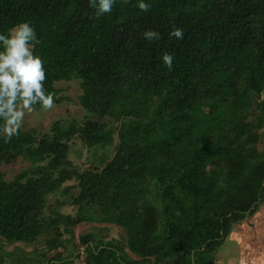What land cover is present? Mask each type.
I'll return each mask as SVG.
<instances>
[{"label": "trees", "instance_id": "obj_1", "mask_svg": "<svg viewBox=\"0 0 264 264\" xmlns=\"http://www.w3.org/2000/svg\"><path fill=\"white\" fill-rule=\"evenodd\" d=\"M138 2L115 0L97 19L89 0H0V34L28 22L41 41L46 94L64 102L56 83L78 79L86 111L0 137V264H219L237 231L256 243L264 0H144L147 12ZM84 146L82 167L71 154ZM84 220L95 224L77 233Z\"/></svg>", "mask_w": 264, "mask_h": 264}, {"label": "clouds", "instance_id": "obj_2", "mask_svg": "<svg viewBox=\"0 0 264 264\" xmlns=\"http://www.w3.org/2000/svg\"><path fill=\"white\" fill-rule=\"evenodd\" d=\"M127 4L128 0H121ZM115 0H89L91 8L95 9V18L112 11ZM142 12L150 9V4L139 0L136 5ZM148 40H158L159 33L148 30L142 33ZM170 37L183 39L184 33L180 28H173ZM41 43L37 39L34 28L28 22H21L0 34V137L5 142L18 135L25 113L32 112L39 104L44 110L54 107V97L46 94L43 82L46 73L39 56L33 54L34 44ZM164 65L171 70L173 56L163 55Z\"/></svg>", "mask_w": 264, "mask_h": 264}, {"label": "rangeland", "instance_id": "obj_3", "mask_svg": "<svg viewBox=\"0 0 264 264\" xmlns=\"http://www.w3.org/2000/svg\"><path fill=\"white\" fill-rule=\"evenodd\" d=\"M56 87L61 89V94L64 95L65 101L61 102L59 104L54 103V107L51 110H44L43 108L37 109L34 107L32 112H26L25 117L22 123V126L19 130H30L34 129L38 132L44 133L49 132L51 130V126L54 122L57 120H61L63 122H68L69 120L75 119V120H81L83 116L85 115L86 111L84 108L80 105V83L78 79H72L68 81H58L56 83ZM72 159L74 162H76L78 165L85 167L88 166V160H87V153H86V147H83L82 151H74L71 154ZM25 168L24 164H16L11 167L5 168V172L8 176V178L13 177L15 174L20 172L21 169ZM62 211L65 213H72L75 214L77 210L72 207H64L62 208ZM254 225L253 230L257 236L256 243L254 242L251 246V244L248 246V249H246V252L244 253V258L246 260L250 261V258L252 259L254 255L256 254V257L258 256L262 257L264 255V246L260 242L264 240V205L261 207V210L255 215V218H253ZM95 222L84 220L77 229V233L81 232L82 230L89 229ZM102 226V225H101ZM110 235L113 237H117L120 235L117 232V229H111ZM249 232V231H248ZM248 232H245L244 230H239L234 234L235 239L228 240L222 248H220L217 252V257L220 260L219 264H237L241 257V245L238 244V241L241 243V239L247 238L246 234L248 236L250 235L252 237V234H249ZM249 236V237H250ZM248 237V240L250 238ZM243 246H247V242H243ZM264 244V243H263ZM21 245V244H18ZM260 245V246H259ZM11 249V248H9ZM27 250L31 251V248H26ZM12 250V249H11ZM49 252L48 250H45ZM44 252L42 255L47 258H50L54 256L55 252ZM47 253V255H46ZM17 255V252H16ZM15 254H11L10 261H14L17 259L16 257L22 256ZM41 255V256H42ZM36 260L40 261V258L37 256L35 257ZM26 258L24 257H18L17 264H28L26 261ZM242 261V260H241ZM264 261V258H263ZM244 262V261H243ZM39 264V263H38ZM42 264V263H41ZM68 264H85L82 259L76 260L75 262L68 263Z\"/></svg>", "mask_w": 264, "mask_h": 264}, {"label": "crops", "instance_id": "obj_4", "mask_svg": "<svg viewBox=\"0 0 264 264\" xmlns=\"http://www.w3.org/2000/svg\"><path fill=\"white\" fill-rule=\"evenodd\" d=\"M246 236H247V238H244V241H243V239H241V243L240 244H241V254L242 255H241L240 258H241L242 261H244V263H247V264H260L261 262H263L264 255L262 257L258 256V258H257L256 257V254H255L252 259L250 258V261L249 260H246L244 258V253L246 252V249H248V246L250 245V240L247 241L248 240V237H249L248 234H246ZM243 242H247V246L246 247L243 246V244H244ZM260 243L262 244V246H264V244H263L264 243V240L262 242H260ZM251 246H252V244H251Z\"/></svg>", "mask_w": 264, "mask_h": 264}]
</instances>
